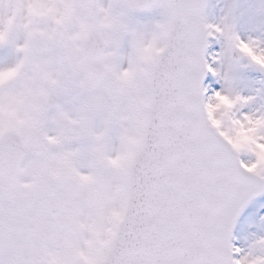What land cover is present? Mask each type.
Wrapping results in <instances>:
<instances>
[{
	"label": "snow or ice",
	"instance_id": "1",
	"mask_svg": "<svg viewBox=\"0 0 264 264\" xmlns=\"http://www.w3.org/2000/svg\"><path fill=\"white\" fill-rule=\"evenodd\" d=\"M57 3L81 21L104 13L113 22L106 35L82 23L79 44L62 30L47 37L45 49L33 44L44 33L22 25L19 60L0 68V102L26 98L32 120L28 136L0 134V264H264V236L244 255L231 242L242 209L264 192V104L242 111L256 96L235 86L240 59L264 73V38H242L234 10L223 26L205 22V0ZM8 5L18 16L24 0H0ZM154 6L164 10L151 31L162 46L149 57L142 55L145 27L130 30L128 12ZM13 25L10 18L0 46L10 43ZM126 35L127 69L120 67ZM209 37L224 43L206 57ZM53 71L60 79L51 80L57 87L49 93ZM206 73L224 85L210 90ZM73 89L82 97L75 114L57 111L51 119L62 129L48 136L52 95ZM71 141L90 143L62 147ZM101 224L110 239L89 248L88 259L80 251L90 243L83 231Z\"/></svg>",
	"mask_w": 264,
	"mask_h": 264
},
{
	"label": "rangeland",
	"instance_id": "2",
	"mask_svg": "<svg viewBox=\"0 0 264 264\" xmlns=\"http://www.w3.org/2000/svg\"><path fill=\"white\" fill-rule=\"evenodd\" d=\"M249 0H209L208 6L203 14V17L206 22L215 24L218 22V20L230 9L232 8L236 14L235 19V30L238 32V34L241 35L242 38H248V37H260L264 38V12L261 13V16L259 19L255 22H248L247 19L248 15L247 9L248 5L247 2ZM258 7L261 4H264V0H254ZM102 3L104 5L107 4V0H102ZM164 11L162 10H153L151 13L141 16L138 14H134L131 11L128 12V15L130 17V22L133 26H150L152 27L153 23L156 20H160L163 18ZM22 15V12L19 14ZM19 15L18 18L19 19ZM137 16L142 18V21L137 20ZM154 17V18H153ZM139 18V19H140ZM82 18H77V13H75V18L73 19L71 24L65 25L63 31L67 32L68 34H71L73 31L76 30L77 25L81 21ZM150 20L146 22V20ZM88 22H94V20L89 19ZM144 23V25L142 24ZM56 25L52 21L50 17H38L34 18V20L28 25V29H38L44 33L43 37H37L35 41H33V44L38 46L41 49H45L46 47L51 46L50 41H48L47 37L49 35H52L53 37L57 36L56 33ZM102 35H106L105 30H101ZM27 38V30L24 28H20L14 25L12 27V30L9 32L8 39L10 40V43L5 46H0V68H7L9 66L14 65L20 58V54L15 50V45L23 44L25 42V39ZM209 53H215L219 52L223 47V39H213L212 37H209ZM55 51H58V49H54ZM129 44H128V36L126 35L122 45H121V53H122V59L120 61V67L125 68L128 65L127 60V53L129 52ZM42 58H47V54L42 52ZM211 62V61H210ZM246 60H242L238 62V79L236 82H239L241 80V74L240 71L244 70V73L247 74L249 79L252 81L253 86L251 90H247L243 95H255L256 101L251 104L250 106H247L246 111L254 110L255 108L259 107L261 104H264V91L261 93H257V90H264V73H261L259 71H256L252 68L246 67ZM217 65L213 63V67H216ZM217 77L212 76L210 73L209 79L206 83V85H210V90L212 89V83ZM67 82V81H65ZM19 84V77L16 80L8 81L5 84V90L12 92L14 91ZM242 94V93H241ZM19 98V97H18ZM81 96L79 95V90L76 89L74 91H71L68 94L59 96L57 102L55 103L54 108L51 110V112L48 114V119H46V125H45V131L46 133L51 136L54 135L61 127L60 124L53 121L51 117L59 110L67 111L70 115L75 113L76 108L79 106L81 101ZM26 105L27 100L25 99L24 102L19 106L21 111H26ZM95 126L99 128L100 126V120L97 118L95 122ZM85 141L77 142V141H71V142H65L62 146L65 149H75L78 148V145H81ZM81 168H86L87 166V160L82 159L80 161ZM87 223H91V220L87 221ZM107 225H99V227L103 228ZM83 236L85 239L88 238L89 232L87 229H84ZM260 236H264V196L260 199L254 201L249 205V207L244 212L243 216L241 217L237 230L235 233L234 238V245L239 246L242 251L239 255H244L246 252L250 250L251 243ZM85 247V245H84ZM255 255H260V251L257 249L254 251Z\"/></svg>",
	"mask_w": 264,
	"mask_h": 264
},
{
	"label": "clouds",
	"instance_id": "3",
	"mask_svg": "<svg viewBox=\"0 0 264 264\" xmlns=\"http://www.w3.org/2000/svg\"><path fill=\"white\" fill-rule=\"evenodd\" d=\"M67 2L68 0H65V3ZM108 3L109 0H107V4L105 5V7H107ZM232 10L233 9L230 8L215 24L223 26V24L225 23V18L230 15V12ZM38 17H50L54 24L57 26L56 33L57 35H59V33L64 29L65 25L72 23L73 19L75 18V11L70 7H66L62 4L57 3V0H24L22 15H19V19H17L18 16L16 14V9L13 6H0V34L7 36V28L9 26L10 18L13 19L17 27H20L22 25L28 27V25L34 20V18ZM157 21L158 20L153 23L151 28H145L143 48L146 49V51L142 53V55L144 56L154 57L158 55L157 49L162 46L160 39L157 38L154 41L151 35V31L155 27ZM112 22V16H106L104 13H98L94 22L80 21L75 31H73L71 34L64 32V35L67 38V42L69 44H79L81 43V40L78 37V33L81 30L80 26L82 23L92 24L94 27H98L101 30H104L105 27ZM136 27L139 26H133L131 22H129L130 30ZM32 30L36 29L33 28ZM49 36L53 37L52 35ZM125 69H127V67H125ZM130 77L131 74H129L128 77H125V79H130ZM59 79L60 77L55 71H53L48 84L49 93H52L57 87V85L53 84L51 80L58 81ZM25 99L26 98L24 97H17L0 102V134L15 133L20 136H28L31 134L32 120L30 113L28 111H21L19 107ZM74 114L75 113L71 115ZM58 124L61 125L60 129L51 136H56L61 131L62 123ZM114 211L118 212L119 209H115ZM88 238L90 240V243L86 244L85 247L80 251L84 253L85 257L91 259V257L88 255V249L105 247L110 239L109 230L107 227H97L94 232L89 231ZM252 245L253 242L251 243L250 248L252 247ZM249 259H252V256H250Z\"/></svg>",
	"mask_w": 264,
	"mask_h": 264
},
{
	"label": "bare ground",
	"instance_id": "4",
	"mask_svg": "<svg viewBox=\"0 0 264 264\" xmlns=\"http://www.w3.org/2000/svg\"><path fill=\"white\" fill-rule=\"evenodd\" d=\"M248 8L247 9V13L246 15H248V22L252 21L255 22L259 19V17L261 16V11H259V7L257 5V3L254 0H249L247 2ZM139 21H142L143 19H137ZM223 70V69H221ZM241 74V80L239 82H236V88L237 90H239L242 94L245 93L247 90H251L253 83L252 81L249 79V77L247 76V74L244 73V70L240 71ZM224 85V81H222L221 79H219L218 77L213 81L212 83V89H219ZM247 107H245L244 109H242V111H246ZM90 143V141H85L83 142L81 145H78V148H80L81 150L85 149L88 144Z\"/></svg>",
	"mask_w": 264,
	"mask_h": 264
},
{
	"label": "water",
	"instance_id": "5",
	"mask_svg": "<svg viewBox=\"0 0 264 264\" xmlns=\"http://www.w3.org/2000/svg\"><path fill=\"white\" fill-rule=\"evenodd\" d=\"M207 1L208 0H205V3H204V6H203V9H202V11L204 10V8L206 7V4H207ZM155 7V6H154ZM153 8V7H152ZM152 8H150V9H142V10H135V11H138V12H148V11H150ZM97 39H98V37L96 38V42H97ZM99 40V39H98ZM98 43V42H97ZM99 44V43H98ZM251 199V198H250ZM250 201V200H249ZM249 201L246 203V205L249 203ZM245 205V206H246ZM245 206H244V208H245ZM243 208V209H244ZM242 209V210H243ZM241 214V213H240ZM240 214H239V216H240ZM239 216L237 217V220H238V218H239ZM236 220V221H237ZM236 223V222H235ZM235 225V224H234ZM233 229H234V227H233ZM232 234H233V230H232Z\"/></svg>",
	"mask_w": 264,
	"mask_h": 264
}]
</instances>
